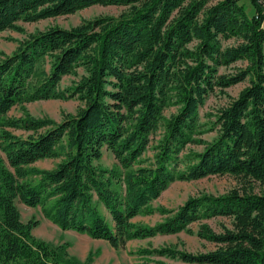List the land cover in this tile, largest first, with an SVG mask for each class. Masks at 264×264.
Here are the masks:
<instances>
[{
  "label": "trees",
  "instance_id": "trees-1",
  "mask_svg": "<svg viewBox=\"0 0 264 264\" xmlns=\"http://www.w3.org/2000/svg\"><path fill=\"white\" fill-rule=\"evenodd\" d=\"M93 5L122 9L38 30L0 58V264H92L90 255H69L66 242L34 237L38 221H22L17 201L113 248L191 232L194 222L196 235L214 245L140 247L141 264H264V188L252 184L264 187V0H0V33ZM68 75L78 78L61 88ZM245 81L216 109L217 136L206 141L200 106ZM74 97L83 105L60 121L8 116L15 105ZM169 107L176 111L166 116ZM191 144L203 149L183 153ZM103 149L114 166L97 164ZM43 159L57 161L34 165ZM211 175L242 185L161 207L165 216L152 226L133 222L172 182ZM216 217L228 220L219 231L206 222Z\"/></svg>",
  "mask_w": 264,
  "mask_h": 264
},
{
  "label": "rangeland",
  "instance_id": "rangeland-1",
  "mask_svg": "<svg viewBox=\"0 0 264 264\" xmlns=\"http://www.w3.org/2000/svg\"><path fill=\"white\" fill-rule=\"evenodd\" d=\"M122 7L116 6H102L93 5L83 8L72 14L62 15L55 18L40 20L33 23H24L23 31L6 30L0 33V58L3 54H10L16 49L19 42L25 39L29 34L38 30H43L51 25H59L65 28L78 24L83 19L92 18L101 14H117ZM238 65V64H237ZM221 71H232L233 68H220ZM79 74L82 70L79 69ZM78 76L68 75L65 76L61 82V88L68 87L73 80ZM247 82H241L229 88L224 92L215 90L210 93L205 99L204 103L200 106L198 111L199 123L205 131L202 137L206 141H211L217 136V126L214 122L216 109L227 101V95L236 96L240 89ZM83 103L76 97L67 100L49 99L38 100L34 102L15 105L8 112L10 117L22 116L25 111L29 112L32 116L37 118H52L60 121L63 113H75ZM176 111L175 107L167 108L164 113L168 116L170 113ZM12 132L18 135H25L21 130H13ZM162 134V127L151 135L148 150L144 154V158H151L153 155L152 147L156 144L157 140ZM203 145H188L183 153L187 151H201ZM0 154L3 153L0 151ZM56 159H43L37 161L34 165L39 168H52ZM97 164L104 167H112L115 165V159L112 153L103 149V156L97 161ZM253 190L255 192L261 191L264 187L258 182H253ZM241 181L231 175H211L197 180H177L172 182L160 196L150 202V213L139 214L132 220L133 222L141 225L152 226L157 222L163 220L164 216L159 208L175 209L183 204L189 197L197 196L200 194H222L228 190L236 187H241ZM17 207L20 211L21 220L27 222L33 218L38 221V225L32 230L34 237L45 240L51 244L68 243V253L80 260L86 259L89 255L92 259V264H141V261L135 255V251L140 247H157L162 245H175L178 248L187 249L192 252H203L210 250L214 245L210 242L200 239L196 235L198 223L191 224V232L181 231L175 234H161L144 239H132L127 241L124 247L113 248L108 242L100 239H93L86 234H81L73 230H62L50 220L46 219L40 207H28L23 203L17 201ZM206 222L216 230H220L222 222L228 223L224 217H216L207 219Z\"/></svg>",
  "mask_w": 264,
  "mask_h": 264
}]
</instances>
